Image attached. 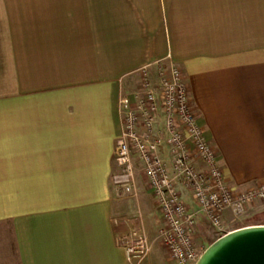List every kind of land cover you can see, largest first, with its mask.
<instances>
[{"label": "crops", "instance_id": "obj_1", "mask_svg": "<svg viewBox=\"0 0 264 264\" xmlns=\"http://www.w3.org/2000/svg\"><path fill=\"white\" fill-rule=\"evenodd\" d=\"M158 60L181 69L227 185L264 181V0H0V264H130L133 229L140 264H174L147 234L140 163L136 197L110 182L117 97ZM198 222L205 247L219 233Z\"/></svg>", "mask_w": 264, "mask_h": 264}, {"label": "built area", "instance_id": "obj_2", "mask_svg": "<svg viewBox=\"0 0 264 264\" xmlns=\"http://www.w3.org/2000/svg\"><path fill=\"white\" fill-rule=\"evenodd\" d=\"M137 72L136 90L117 97L120 132L110 182L121 195L136 197L137 160L160 216L155 239L174 264H194L205 248L197 235L203 228L198 220L219 236L230 231L225 213L236 216L264 200V181L247 188L227 185L177 65L158 60ZM121 242L130 264H140L151 247L143 229L130 230Z\"/></svg>", "mask_w": 264, "mask_h": 264}, {"label": "water", "instance_id": "obj_3", "mask_svg": "<svg viewBox=\"0 0 264 264\" xmlns=\"http://www.w3.org/2000/svg\"><path fill=\"white\" fill-rule=\"evenodd\" d=\"M194 264H264V224L241 226L218 236Z\"/></svg>", "mask_w": 264, "mask_h": 264}, {"label": "rangeland", "instance_id": "obj_4", "mask_svg": "<svg viewBox=\"0 0 264 264\" xmlns=\"http://www.w3.org/2000/svg\"><path fill=\"white\" fill-rule=\"evenodd\" d=\"M233 187H236V185ZM151 214V211H150ZM147 215L149 216L148 212ZM153 216V215H152ZM151 217V216H150ZM248 223H257V224H264V200H259L254 203L251 207L245 209L242 213L239 215H232L227 214L224 218V224L226 230H232L241 226H245ZM147 234L150 236V238H154L155 236V229L154 227H151L147 221ZM159 225V224H158ZM157 225V226H158ZM160 226V225H159ZM205 242L206 246L210 243ZM205 246V247H206ZM159 252L158 248L156 247L153 252Z\"/></svg>", "mask_w": 264, "mask_h": 264}, {"label": "trees", "instance_id": "obj_5", "mask_svg": "<svg viewBox=\"0 0 264 264\" xmlns=\"http://www.w3.org/2000/svg\"><path fill=\"white\" fill-rule=\"evenodd\" d=\"M251 224H257V223H248V224H246V225H251Z\"/></svg>", "mask_w": 264, "mask_h": 264}]
</instances>
